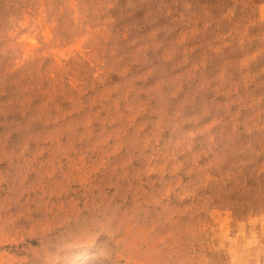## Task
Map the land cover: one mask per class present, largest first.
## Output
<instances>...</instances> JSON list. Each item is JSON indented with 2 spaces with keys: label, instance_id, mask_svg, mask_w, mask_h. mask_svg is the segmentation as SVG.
<instances>
[{
  "label": "rangeland",
  "instance_id": "rangeland-1",
  "mask_svg": "<svg viewBox=\"0 0 264 264\" xmlns=\"http://www.w3.org/2000/svg\"><path fill=\"white\" fill-rule=\"evenodd\" d=\"M0 264H264V0H0Z\"/></svg>",
  "mask_w": 264,
  "mask_h": 264
}]
</instances>
